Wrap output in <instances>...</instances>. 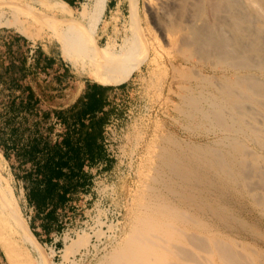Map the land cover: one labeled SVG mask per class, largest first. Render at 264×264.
Instances as JSON below:
<instances>
[{"label":"rangeland","instance_id":"374dc122","mask_svg":"<svg viewBox=\"0 0 264 264\" xmlns=\"http://www.w3.org/2000/svg\"><path fill=\"white\" fill-rule=\"evenodd\" d=\"M101 1L100 19L97 18L93 7H91L92 1L90 0H85L86 4L84 5V7H90L89 10L91 9L88 21L81 17V10L74 12L73 15L82 23L78 27L84 28V32L88 33L87 36H84L85 38H83L80 46L86 43L89 49H95L96 45L99 47V52L97 50L96 52H91L89 56L85 55L88 61L92 62L90 59L93 58V54L96 57H103L111 54L102 51H115L117 48L123 49L120 57L124 61L125 77L121 78L123 80L121 84L128 81L133 74L128 88L113 86L118 89L119 93L114 98L116 99L114 100L115 104L118 105L114 106L117 111H112L104 129L98 132L93 139L96 143L102 144L106 155H109L110 159L107 166H103L100 169L94 168L93 170L89 167L85 169V172H81L78 166L69 165L67 167V175L70 171V173H75L74 171L76 170V179L68 180L66 178L58 181L59 185L66 184L67 181L80 184L75 189H69L70 195L65 203L56 205V207H60V210L57 211L58 214H51L53 223L60 226L59 231L64 239V246L62 250L55 253L50 246H39L37 243L35 249H32L30 253L21 245V236L16 230L15 216V210H17L20 214L19 216L23 217L25 227L29 228L30 220L27 217L26 209H24V203L26 204L28 195L27 188L25 186L24 190L22 183H18L17 179L14 178L16 172L11 170V161L8 164L0 155V162L3 164L0 170L2 174V176L0 175V233L4 241L9 243L11 255L15 257L17 264H102L110 260L114 254L124 248L127 239L133 234L138 224L137 219L140 218L143 212L142 205L146 203L150 195L151 186L160 188L158 187L160 186L158 182H153L157 178L156 175L163 173L162 175L167 176L164 172L168 173V171H164L162 166H159V151L162 148L174 149L173 145L169 143L170 140L179 142L183 147L196 144L216 150L226 145L228 133L224 134V130L217 128L214 125L215 123H198L191 121L190 118L185 116L188 110L187 98H185L189 95L188 84L192 81L202 82L199 89L196 88L197 93H194L196 96H198L199 91H203L206 87L215 93V88L218 85H223L227 81H237L238 79L259 81L264 87V71H262V69L264 70V66H262L264 63L259 60L258 57L260 55L256 54V52L241 53L237 49L230 48L225 49L226 52L224 51L225 53L222 52L220 54L215 47H213L214 52L212 51V44H208V48L205 49L203 48L206 44H200L201 47L204 46L202 48H194V46H199V44H194L191 41L193 36L191 31L193 23L191 20L193 17L195 19L197 15L201 16L203 14L205 17L201 19L204 22L205 19L207 20L206 14H208V11L202 5V0H188L186 7L182 9L179 7L171 12V15L159 19L156 16L152 19L150 16V12L153 10L150 5H152L151 2L153 0H125L122 14L116 16L113 22L114 29L109 33L107 41V43L111 42L109 45L104 41L100 43L98 38L100 24H103L101 26L104 29L108 25L106 21L102 22L108 0H97L99 3ZM222 1H232L235 7L241 3L243 13L249 10L253 17L256 16L255 18H258V20L260 18L264 19L262 17L264 16L262 14L264 12H262L264 0ZM223 2L221 7L225 9ZM196 3L198 7L195 6ZM199 8L203 11V14L198 10ZM27 10V15H23L22 20L30 35L33 36L32 39L36 41L29 40L36 46L51 42L61 48L57 35L59 33H69L68 25L62 23L57 16L51 13L30 7ZM216 20L215 23L217 25L222 23L219 25L223 26L225 30H230L228 26L226 28V24L229 23L228 20H225L222 16L217 17ZM222 20H225L226 23L223 21V24ZM203 21L198 22V25H203ZM257 27L258 29H256ZM261 28H264L262 24L255 25L254 28L251 26V32L258 34ZM10 29L14 30V28ZM227 35L230 37L229 34ZM229 37L226 39L229 40ZM230 38L232 39V37ZM252 38L255 37L252 36ZM189 40L192 42L191 44L188 43ZM260 40L256 37L255 43L260 42ZM263 45L259 44L255 46V49H264ZM108 46L109 48H107ZM209 47L211 48L210 52ZM197 49L199 51L203 49L202 51L205 52L199 53ZM206 50H208L209 55ZM262 57L264 58V53ZM67 62L70 63L69 61ZM256 62L257 64L255 65ZM70 64L79 79L94 81L88 77L87 73H80L74 64ZM35 93L40 96L43 109L53 110L51 107L54 105V97L46 93V90L41 87H38ZM185 106L187 107L185 108ZM181 110H184L183 112L185 113ZM260 117L258 116L256 118L258 120L255 121L256 134L248 131L242 133L241 131V134L239 132V136L236 134V137L238 136V140L240 139L239 141L245 146L246 150L248 148L249 151L247 150V152L249 154L252 152L251 154L255 156L257 154L261 155L259 157L262 160V157L264 158V135L261 133L264 134V130L261 128L264 129V118ZM37 124H39V128L35 126L32 129L26 126L23 132L18 131L17 135H13V138L15 142L20 145L22 143L24 146L28 145V142L31 144L32 139H34L33 143H38L39 147H43L40 156L36 155V159L30 160V167L34 166L32 170L40 171V174L36 173L35 177L38 179L37 188L40 187L39 189L41 190L44 183L41 184L39 181L43 177V171L49 167V165L43 164L42 161L45 159V155L55 151L50 150V147L59 141L63 130L61 126L59 128V122L55 123L56 127L54 125L50 128L46 126V121L35 122L33 119L30 125L34 126ZM260 124L262 125L261 127ZM4 129L10 130V127L7 128L6 126ZM4 131L2 138L6 140V135H9L10 132L7 134L8 132ZM91 137V135L87 136L88 139H91ZM70 138L72 140H69ZM74 138L75 135L70 134L68 140L74 141L79 145V141L73 140ZM9 141H11V137ZM219 142L221 145L218 144ZM175 150L177 149L175 148ZM13 161L17 172L22 173L21 168H16L17 162ZM263 162L261 161L262 165ZM71 167L75 168L71 169ZM43 168L45 169L43 170ZM151 183L153 184L151 185ZM24 184L26 185V182ZM10 185L17 201L15 203L13 202ZM30 187H33L32 182ZM163 194L165 193L163 192ZM208 199L214 206H220L219 210H221L223 219L228 222L230 230H236L233 231L235 237H245V234L243 229L239 228V225L232 220L233 217H239L246 224L253 227L258 232L256 235L260 234L261 238L255 244L252 240H247L246 242H248L247 244L252 250L264 252L263 207H257L248 197L237 200L230 195L219 197L212 194ZM45 205L54 208L51 204ZM59 221H61L60 224ZM206 222L211 224L208 220ZM238 250L242 251L240 247ZM263 259L264 257L261 258L262 261Z\"/></svg>","mask_w":264,"mask_h":264},{"label":"bare ground","instance_id":"6f19581e","mask_svg":"<svg viewBox=\"0 0 264 264\" xmlns=\"http://www.w3.org/2000/svg\"><path fill=\"white\" fill-rule=\"evenodd\" d=\"M90 1H92L91 7H93L97 18L100 19L102 1L100 3L97 0ZM222 2V0H202V5L207 9L208 14H206L207 20L205 19L204 22L201 18L205 16L200 7L198 10L203 15H197L195 19L193 17L191 20L193 23L191 41L194 44H199L194 48L201 47L200 44H206L205 47L202 46L205 49L208 48V44H212V51L214 52L213 47H215L220 54L230 48L237 49L241 53L250 51L253 53L254 51L260 55L257 57L264 63L262 57L264 49H255V46L264 44V28L259 29L258 34L251 32V26L253 28L258 24L264 26V19L258 20L255 18L256 16L253 17L249 10L243 13L241 3L235 7L232 1H225L223 3L226 8L223 9ZM151 3L150 8L153 10L150 12V16L152 19L154 16L159 19L171 15V12L179 7H181L180 9L186 7L188 0H153ZM197 3L199 4V2ZM197 3L196 7H198ZM89 8L85 6L80 12L81 17L87 21L91 15ZM219 16L229 21L226 28L228 26L230 30H225L223 26H220L222 23L217 22L218 25L215 23ZM201 21L204 24L199 26L198 22ZM80 24L82 25L78 20L76 30L67 36L71 42L78 45H81L84 36L88 35L84 32V28L78 27ZM252 36L261 39L260 42L255 43V38ZM227 37L229 40L226 39ZM189 41L188 43L191 44L192 42ZM87 45L83 43L80 47L84 50L88 48ZM202 50L197 49L199 53L205 52ZM210 50L211 48L209 52ZM207 51L206 53L209 55ZM216 54L214 55L216 56ZM262 71L264 70L262 69ZM227 82L218 85L215 88V93L206 87L203 91L198 92V96L194 93H197L196 88L199 89L202 82H190L187 86L189 95L187 94L188 96L185 97L188 110L184 109L186 113L181 110L191 121L204 124L215 123L217 128L224 130V134L228 133L227 147L223 145L224 147L219 150L196 144L183 147L177 141H168L174 149L162 148L159 151L160 155L158 154L159 166H162L164 171H168V173L164 172L167 176L162 175L163 173L156 175L157 178L153 182H158L160 186H157L160 188L151 186L150 195L148 198L146 197L147 201L145 200L146 203L142 205L143 212L137 219L138 224L133 234L131 233L132 235L127 239L126 245H123L124 248L121 251L102 264H264V259L261 260L264 257V252L255 250L253 247L254 250H252L246 242L252 240L255 244L261 238L260 234L256 235L258 232L239 217H233L232 220L239 225V228L243 229L245 234V237H235L233 231L236 230H230L228 222L223 219L221 210H219L220 206H214L208 199L212 194L219 197L230 195L237 200L248 197L257 207L264 208V158L262 157L261 160V155L255 156L251 154L252 152L249 154L248 148L246 150L239 141L240 139L238 140V133L241 134V131L242 133L247 131L253 134L257 133V129L254 128L255 121L258 120L256 118L258 116L264 118V87L259 81L252 80L238 79ZM213 85L215 84L213 83ZM260 137L262 138V136ZM260 145L258 146L260 147ZM1 168L2 164H0V170ZM0 175L2 176L1 172ZM11 189L15 203L16 198L12 186ZM19 215L15 210L16 230L21 236V240H19L21 245L31 253L37 242L29 229L25 227L23 217L21 218ZM207 220L211 224H207ZM239 247L244 253L238 250Z\"/></svg>","mask_w":264,"mask_h":264},{"label":"crops","instance_id":"0c3cea01","mask_svg":"<svg viewBox=\"0 0 264 264\" xmlns=\"http://www.w3.org/2000/svg\"><path fill=\"white\" fill-rule=\"evenodd\" d=\"M124 2L125 0H108L102 18V22L106 21L108 25L104 29L101 26L103 24H100L98 28L100 43L104 41L108 45L111 44V42L107 43L109 33L114 29L113 22L116 16L122 14ZM85 4V0H0V155L8 164L11 161V170L16 172L14 178L18 183H22L24 190L25 186L27 188L28 195L24 207L30 220L29 231L39 246H50L55 253L62 250L65 243L59 231L60 226L53 223L51 217V214H58L60 207L51 208L39 201L41 190L40 187L37 188L38 179L35 174H40V171L32 170L34 166L30 167V157L22 150L24 145L15 142L13 137L18 131L23 132L26 126L32 129L35 126L39 128V124L30 125L33 119L35 122L46 121V126L50 128L54 125L56 127L55 123L59 122L63 134L59 141L50 147V150H56L57 154L53 156L52 152L45 155L42 161L43 164H49L48 170L52 164L60 163L59 157L63 159L67 157V150L70 154L79 153L78 159L81 158L80 162L83 163L82 172L89 167L91 170L103 168L107 166L110 156L106 155L102 144L96 143L93 139L106 126L112 111L116 110L114 106H118L114 98L119 93L113 86L128 88L133 77L132 74L128 81L121 84L123 82L121 78L125 77L124 61L120 57L123 49L102 51L111 54L103 57H96L92 53L93 58L90 62L85 55L89 56L99 47L96 45L95 49L83 50L80 45L68 39L67 36L76 30L78 24L73 13L82 11ZM29 7L51 13L68 25L69 33L57 35L61 48L51 42L36 46L29 40L33 36L22 20L23 15H27ZM67 61L74 64L80 73H87L94 81L79 79L72 65ZM38 87L45 89L46 93L54 97V105L51 107L53 110L42 108L40 96L35 93ZM6 126L10 127V130L4 129ZM4 130L8 132L7 134L10 132L6 135V140L2 138ZM70 134L75 135L73 140L79 141V145L69 141L72 138L68 140ZM89 135L92 136L91 139L87 138ZM10 137L11 141H9ZM64 140L70 145H65ZM27 144L25 147L30 145L29 142ZM90 153L91 157L88 156ZM74 154L70 156L69 163L61 162V167H57L61 169L57 181L66 179L68 169L63 165H77L75 162L77 157L75 158ZM13 160L17 162L16 168H21L22 173L17 172ZM31 182L33 187H30ZM1 235L0 233L2 247H0V264H17L15 257L11 255L9 243L4 241Z\"/></svg>","mask_w":264,"mask_h":264},{"label":"trees","instance_id":"16d2710c","mask_svg":"<svg viewBox=\"0 0 264 264\" xmlns=\"http://www.w3.org/2000/svg\"><path fill=\"white\" fill-rule=\"evenodd\" d=\"M64 142H65L64 144L68 146L69 143L66 142V140H64ZM22 150L25 153V155H28L30 157V160H31V159H36L35 156L38 155L43 150V147H41V146L39 147L38 143H33V144L31 143L27 147L24 146L22 148ZM66 153L65 154L67 155V157H65L64 159L59 157L60 163L58 165L57 164L56 165L52 164V166L50 167V170H48V167H47L46 170H44L45 168H43V170H44L43 173H42L43 177H42L41 181H39V182H41V184L44 183L43 184L44 186L41 188V191H40L39 201L43 202L44 204H48V205L51 204L54 208L56 207V205H60L62 203H65L68 200V197L70 195L69 194L70 193V190H69L70 188L71 189H75L80 184L78 182L67 181L66 184L59 185L58 181L56 180V178L60 174L59 170H61L60 168L57 169V167H61L60 166L61 162H62V164L63 163H69L70 162V158H71L70 156H72V154H74V152H72L70 154L68 150L66 151ZM53 154H54L53 156H56L57 151L55 150L53 152ZM84 154H86V153H83V155ZM74 155H75V158L77 157L75 159V162L77 163L76 166H78L81 169V172H82L83 163L80 162L81 158L78 159L79 153L76 152V154H74ZM58 156H60V154ZM88 156L91 157L92 154L90 153V154H88ZM63 166L64 167H66V166L68 167L69 164H66V165H63ZM75 167H71V169H74ZM48 171H50L49 175H47ZM75 173H70V174L66 175V178L68 180L73 179V178L76 179L77 174H75Z\"/></svg>","mask_w":264,"mask_h":264},{"label":"built area","instance_id":"2783aa9c","mask_svg":"<svg viewBox=\"0 0 264 264\" xmlns=\"http://www.w3.org/2000/svg\"><path fill=\"white\" fill-rule=\"evenodd\" d=\"M33 54V51L31 52V55ZM60 126V125H59Z\"/></svg>","mask_w":264,"mask_h":264}]
</instances>
